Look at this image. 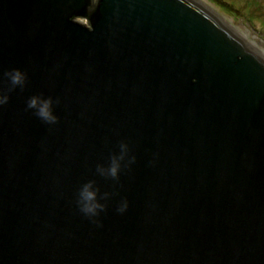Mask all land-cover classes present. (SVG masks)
<instances>
[{
	"label": "water",
	"instance_id": "1",
	"mask_svg": "<svg viewBox=\"0 0 264 264\" xmlns=\"http://www.w3.org/2000/svg\"><path fill=\"white\" fill-rule=\"evenodd\" d=\"M238 36L196 0H0V264H264V58Z\"/></svg>",
	"mask_w": 264,
	"mask_h": 264
},
{
	"label": "rangeland",
	"instance_id": "2",
	"mask_svg": "<svg viewBox=\"0 0 264 264\" xmlns=\"http://www.w3.org/2000/svg\"><path fill=\"white\" fill-rule=\"evenodd\" d=\"M196 1L264 55V0ZM76 19L86 21L82 17Z\"/></svg>",
	"mask_w": 264,
	"mask_h": 264
},
{
	"label": "clouds",
	"instance_id": "3",
	"mask_svg": "<svg viewBox=\"0 0 264 264\" xmlns=\"http://www.w3.org/2000/svg\"><path fill=\"white\" fill-rule=\"evenodd\" d=\"M8 76L10 77V81L13 87L17 85L22 86L26 80V74L20 69H13L8 73ZM7 100L8 97L4 96L2 99H0V104L6 103ZM51 103V97L43 99L41 102L40 97L32 96L28 101V107L31 109L35 108L36 115L42 120L49 123H54L58 120V117L52 113ZM121 147L126 148L127 145L121 144ZM133 159H135V157ZM119 167V162L114 159L112 165L110 166L109 174L113 177H117ZM78 203L80 205V210L89 217L97 216L99 212L104 210L106 207L105 205L99 203V201L97 200L96 192L91 190V182H89V184H86L81 190ZM126 207L127 203L125 202L119 210L122 212Z\"/></svg>",
	"mask_w": 264,
	"mask_h": 264
},
{
	"label": "bare ground",
	"instance_id": "4",
	"mask_svg": "<svg viewBox=\"0 0 264 264\" xmlns=\"http://www.w3.org/2000/svg\"><path fill=\"white\" fill-rule=\"evenodd\" d=\"M248 44V43H247ZM249 45V44H248ZM263 58H264V55L262 54Z\"/></svg>",
	"mask_w": 264,
	"mask_h": 264
}]
</instances>
